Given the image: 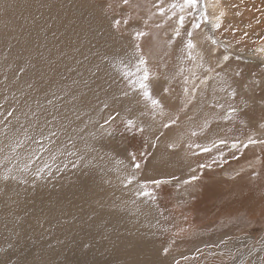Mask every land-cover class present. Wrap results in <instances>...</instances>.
<instances>
[{
    "label": "rangeland",
    "instance_id": "obj_1",
    "mask_svg": "<svg viewBox=\"0 0 264 264\" xmlns=\"http://www.w3.org/2000/svg\"><path fill=\"white\" fill-rule=\"evenodd\" d=\"M203 1L201 7L207 12V21L200 22L199 11L189 15L190 10H186L184 25L177 37L175 31L180 27L181 13L179 8L173 10L170 5L183 0H129L128 4L123 0H62L63 4L58 0H26L25 7L21 8L29 10L27 14L17 0H0V54L8 57L5 62L10 59L8 65L20 71L35 70L42 63L49 62L50 66L49 75L35 71L34 82L28 85L18 71H12V77L7 78L10 68L0 58V142L3 143L0 177L7 162L11 175L21 173L23 160H28L38 147L30 139L38 135L37 125L43 127L45 117L51 119L49 113L65 116L61 110L65 108V100L74 102L78 87L92 79L88 71L83 79L66 66L59 69L65 63L61 65L62 61L52 56L41 59L38 51L29 55L26 64L18 61L23 53L19 52L18 57L11 55L12 38L22 41L18 37L22 32L33 36L40 33L42 20L33 21L38 11L46 13L54 6L64 9L70 4L76 6L70 11L72 17L77 16L76 25L67 23L55 27L48 22L51 27H46L47 32L68 26L76 47L69 48L68 52L60 49L57 54L64 57L73 53L75 62L71 63L78 66L94 60L95 68L103 73L102 78H106L104 81L108 84L93 111L89 106L90 110L84 113L89 126L82 120L75 121L81 116V108L73 110L72 123L78 122V137H74V143H79L80 150L73 151L61 136L62 143L52 153H38V159L32 158L31 174L26 180L17 177L7 189L0 179V264H99L98 251L92 243L100 240L105 228L112 237L116 233L124 234V222L116 226L114 221L119 218L114 215L122 222L123 217L128 216V205L138 208L140 215L144 214L141 227L132 231L137 230L136 240L148 241L146 249L158 252L156 264H264V143L242 146L249 137L264 140V107L258 103L260 97H264V61L251 58L256 44L264 40V0H216L211 7ZM158 8H164L165 13L161 15ZM30 9H34V13ZM67 11L62 10L61 19ZM16 14L29 21L31 27L29 30L19 27L22 32L9 40L7 31ZM210 14L215 23L209 18ZM250 14L253 16L249 17ZM259 15L262 16L257 21ZM48 19L55 22L51 16ZM82 22L92 24L104 35L107 42L104 47L94 51L82 46L75 51L81 42L77 36L82 35L77 26ZM194 23H200V27L193 28ZM212 23L213 27H209ZM217 23L218 28L214 27ZM136 32L146 35L138 38ZM188 32L192 33L191 41L195 45L191 50L192 60L187 58ZM212 36L227 48L213 43ZM119 42L122 44L118 47ZM31 43L29 38L27 44ZM80 56L86 57L78 60ZM140 57L146 65L139 64ZM145 67L149 72L147 83L152 98L160 101L163 115L159 109H153L142 90L131 87L130 82L139 79ZM208 68L214 72H207ZM193 73L199 79H194ZM74 75L78 77L73 78ZM209 75L214 78L200 84V80ZM51 78L61 86L55 87ZM231 90H235V98L229 95ZM54 91L61 105L53 102ZM121 101H125L127 107L118 113ZM246 101L248 106L244 111ZM219 104L224 107L216 106ZM229 105L236 107L238 114L232 120H225ZM72 106L69 103L66 108ZM10 119L15 123L13 128L7 127ZM129 119L135 122V127H127ZM165 123L170 127H163ZM96 125L103 126V130ZM139 128L144 131L140 132ZM53 130L58 128L53 127ZM99 131H102L100 135ZM193 131L197 135L193 136ZM131 139L137 145L133 151L142 153V159L135 156L136 162L141 164L138 170L133 167L134 153L128 146ZM16 140L20 141V146L12 151ZM220 140L227 143L219 144ZM233 142L238 144L235 149L231 147ZM214 143L217 147H213ZM173 144L175 147L170 148ZM204 147L211 151H201ZM69 151L76 152L77 156L71 157L67 154ZM147 153L151 159L160 153V171L165 168L168 173L147 177L146 169L143 175V159ZM174 155H179L187 167H181ZM19 156L23 159L21 165ZM96 161H100L97 170ZM173 162L179 165L174 173L169 170ZM45 164L50 168L36 177L37 166L41 168ZM201 164L211 167L201 169ZM113 165L121 173L114 181L110 172ZM131 173H135V179L128 184ZM178 173L180 175L176 176ZM193 175L198 179L185 184ZM151 177L173 180L156 185L152 183L156 179H149ZM105 185V190L108 187L119 189L114 194L116 198L104 200L100 194L104 193L101 186ZM142 191L151 195L138 194ZM112 200L117 202L116 207L109 206ZM72 245L80 249L76 246L73 249ZM105 254L98 255L99 261L113 264L114 260L105 259Z\"/></svg>",
    "mask_w": 264,
    "mask_h": 264
},
{
    "label": "bare ground",
    "instance_id": "obj_2",
    "mask_svg": "<svg viewBox=\"0 0 264 264\" xmlns=\"http://www.w3.org/2000/svg\"><path fill=\"white\" fill-rule=\"evenodd\" d=\"M58 1L61 4H63L62 0H58ZM203 2L205 3V5L207 7H209V6L211 7L213 4L216 3V0H204ZM16 3L18 4V6L20 8L21 7H25L26 0H17ZM256 3H257V1H256ZM256 3L254 5H256ZM68 6L69 7L66 8V9H64L63 7L61 8V6H54L50 10H48L46 13H42V12L37 10L38 12H37V14L35 13L36 15L34 14L35 18L33 19V21H38V20H42V21H41V25L39 26V27H41L40 33L38 35H35V36H33L31 34H28V32H22V30L19 27H24V28L28 29V27H31V24L23 16H21L19 14H16V15H14L12 17V22H11L9 28H8L7 34H8V39L10 40L12 37L16 36L19 31L22 32V34L18 36L22 41H18L17 39H13L12 38L14 44H12V49H10V53H11V55L13 57H18L19 55H17V54L19 52L23 53L22 56L18 57V61L23 63V64H26L27 62H29L27 59L30 58V56H29L30 54H33L36 51H38L39 54L41 55V59L43 57L47 59V56L48 57L52 56L55 59L61 60L62 62H60V64L61 65H63V63H65V64L62 67H59V69L65 68V66H66L68 71L70 69L73 70L77 75H79L83 79H85L84 75H86V72L88 71L89 76L93 80L90 79V82H86V80H85L86 84H84V85H82L80 87H78V86L82 83V80H81L80 83H77L76 87H78V89L76 90L75 95L78 96V97L76 98V100H74V102L73 101L69 102L73 106L66 108V105L69 106V103L65 100V102H64L65 108L61 109V110H63V114L68 117V119H67L68 122L67 123L68 124L71 123L72 128H75L76 132L78 133V131H77L78 130L77 129L78 128V124H77L78 122H75L73 124L72 123L73 121L71 120L72 117H73L72 115H73L74 111L76 112V110L81 108L80 109L81 110V116H79L78 118L75 117L77 119V120L75 119V121H80L81 122V120H82L83 123L86 124L87 116H86V118H83L84 117V113H86V111L88 112L89 106H91V111H93L94 104L100 100V97L105 92L104 90L108 87V84L104 81V80H106V78L105 79L102 78L103 73L95 68V63H94L95 61L94 60H91V62L89 64H85L84 66H78L77 64L71 63V61L75 62L73 60L74 57L72 58V55H74L73 53H71L70 55L66 54L64 57H61L60 55L57 54V52L60 49H65L68 52L69 48L71 49V48L76 47L74 35H71V32L68 31V28H69L68 26L61 27L60 31H56L55 30L53 32H47V29H46V27H51V26H49V23H50V25H54L55 27H56V25H64L65 26V25H67V23H70V24L74 23V25H76L75 22H76V17L77 16L72 17L71 14H70V11L76 9V6H74L72 4H70ZM260 9H262V8H260ZM21 10H22V8H21ZM30 10L33 11L34 9H30ZM62 10L64 12L66 10H68L66 12L67 15H65V18L66 17L67 18L66 19L64 18L65 22H64V19H61L62 18V14H63ZM209 10H210V8H209ZM22 11L24 12L25 10L23 9ZM28 11L26 10L24 12V14H27ZM31 13H34V11L31 12ZM263 13H264V11H263ZM219 14H222V12L219 13ZM49 16L54 18V21H55L54 23L51 20L48 19ZM248 16L251 17L253 15L250 14ZM261 16L262 15H259V17H257V21L259 19H261ZM26 18H27V16H26ZM209 18L212 19L213 23H215V20H213V18H212V14L209 15ZM213 23L209 27H213ZM88 24H90V23H88ZM88 24L85 25V23L82 22V24L77 26V27H80L82 35L77 36L78 38H81V42H80L78 48L75 49V51H77L82 46H87V47H90L91 50L98 51L101 47H104L106 45V43H107L104 35H102L98 31H96L92 24L90 26ZM91 26H92V29L90 28ZM23 35H25L24 38H23ZM29 38L32 39V43L30 45L27 44V40ZM211 40H212V42L215 41V43L217 45H221V46L225 47V43L219 42L214 36L211 37ZM121 44H122L121 42L117 43L118 47ZM225 48H227V47H225ZM262 49H264V40H262L260 42V44H258V45L256 44V51L251 56V58H255L257 60L264 61V51H262ZM5 54L7 55V53H5ZM81 57H86V56H80V57H78V60ZM0 58H2L3 62H5V59L8 58V57L3 56L2 54H0ZM9 61H10V59L5 62V65H7L10 68L8 70L9 71V75L7 76V78H11L12 77V75H13L12 71L13 72H17L18 71L20 73L21 79L23 81H25L28 85L32 84L34 82L35 71L40 70L41 72H46L48 75H49V72H50L49 71V68H50L49 62L48 63L39 64V66L35 70L34 69H26V70L23 69V71H24L23 72V71H20V70L13 69L12 68L13 66L11 67L10 64L8 65ZM45 62H47V60H45ZM44 64H45V66H44ZM53 67L55 69H57L56 68L57 67L56 63L53 64ZM77 75H74L73 78H77L78 77ZM11 82H14V81H11ZM51 82H52V84H54L55 87H60L61 86V84L55 83L52 78H51ZM80 88H82V89H80ZM99 90H101L102 92H100ZM68 91H70V90H68ZM56 93H57L56 91H54V93H53L54 94L53 95V102L56 103V104H60L61 105L60 99H58V95H56ZM55 95H56V98H54ZM73 97H74V95H73ZM124 102L123 101L120 102V110L121 111L118 112V113L124 112L123 109L125 107H127V105ZM126 103H129V102L126 101ZM131 105H134V104H131ZM131 105H128V106H131ZM75 107H76V110H74ZM89 123H90V121H89ZM85 124H83L84 127H85ZM86 125L89 126L88 124H86ZM14 126H15V123L13 122L12 119H10L8 121L7 127L13 128ZM86 127H85V129H86ZM96 127L101 129L100 125H96ZM89 129L92 130L91 127ZM76 132L73 133L74 137L75 136L78 137L76 135ZM87 132H89V131H87ZM101 133H102V131H99V135ZM2 144L3 143L0 142V150H2V148H3ZM63 145H65V144H63ZM78 146H79V143L75 144V148H72L71 145H70V147L72 148L73 151L75 149L76 150H80V149H78ZM98 149H100V148H98ZM81 150H84V148L81 147ZM169 151H172V150H169ZM71 157H73V156H71ZM164 157H167V156H164ZM172 157H174L176 159L177 163L179 162L181 167H185V168L187 167V165L184 164V162L181 160V157L179 155H174ZM175 159L173 161H175ZM22 160L23 159L19 156V164L20 165H21L20 161H22ZM23 161H24V164L26 162H28V160H23ZM99 162L100 161H96V166H95L96 170H97ZM161 162H162V160H161V157H160V153L159 154L156 153L153 156V158L151 160V163L149 164L147 177L148 176H154V175L163 176V175L166 174L167 170H165L164 167H163L164 171L163 170L160 171ZM82 165L84 166V163ZM10 166H12V165H10ZM178 166L179 165L174 163V165H171L169 170H172L173 173H174L175 171L178 170ZM8 167H9V163L7 162L5 164V166L3 167V169H2L1 177H3L4 175L7 174L6 173V169ZM23 167H22V169H23ZM113 167H114V165L110 168V172H111V175H112V180L114 181L116 179V175H121V173L117 169H115V167L113 169ZM165 167H167V165ZM12 168H14V167H12ZM37 168H39V167L37 166ZM14 169H17V168H14ZM19 171H20V169H19ZM14 173H16V172L14 171ZM19 174L23 175V176H18ZM19 174L18 175L14 174L13 176H15V177H24L25 180H26L29 177V175L31 174V171L29 169L28 171H21V173H19ZM97 174H95V175H97ZM99 175L102 176V174H99ZM179 175H180V173H178V175H176V176H179ZM98 179H100L102 182L104 181L103 178L101 179V178L98 177ZM14 181H15V179L8 180V181L3 180V182L6 185L7 189L9 187H11L12 184H14ZM96 181H98V180H96ZM98 187H100L99 183H98ZM106 188H107L106 185L105 186H101V191L104 190L103 191L104 193L101 192L100 195L102 197H105L104 200L111 199V197L116 198L115 195L118 193L119 189L117 190V189H113L111 187H108V190H105ZM122 195H124V194H122ZM123 198H125V197L123 196ZM118 202H119V200H118ZM119 203L121 205V202H119ZM109 206L116 207L117 206V202L112 200L111 202H109ZM128 207L130 208V210L127 211L128 213H126V215H128V216L127 217H123L122 222H121V218L117 214H115V215L113 214L114 216H117V218H119V219L114 221L116 226L119 227V225L124 222V225H123L124 234L122 233L121 236H120V235H118L116 233L115 237H112V236H109L110 232L108 231L107 228H105L103 235L100 237V240L99 241H94L92 244H93L94 248L98 251V255L100 253H104L105 252L106 253L105 255H107V257L105 259H107V260L108 259H113L114 260L113 264L121 263V262H125V264H156L159 261V260H157V255H158L157 253L158 252L155 253L154 251H152L150 249H146L148 247V241H145L143 239L142 240H136V238L138 237L137 236V232H136L137 230L134 231V232L132 231V229H136V227H137V229L139 227H141V225L143 224L144 214L140 215L141 211H138V208H136V207H133V206H130V205H128ZM145 215H146V212H145ZM129 234H132V236H129ZM123 239H125V241L128 240L129 244L126 245L125 241L122 242ZM75 246H76V248L78 250L80 249L77 245H72V248L74 249ZM84 247H85V245H84ZM85 250H86V248L84 249V251ZM84 251H82V252H84ZM114 251H115V254H113ZM98 255L96 257L97 263L103 264L102 261H99ZM80 256H82L81 253H80ZM19 259L21 260L22 258L20 257ZM109 264H112L111 261L109 262Z\"/></svg>",
    "mask_w": 264,
    "mask_h": 264
},
{
    "label": "snow or ice",
    "instance_id": "obj_3",
    "mask_svg": "<svg viewBox=\"0 0 264 264\" xmlns=\"http://www.w3.org/2000/svg\"><path fill=\"white\" fill-rule=\"evenodd\" d=\"M124 4H128L129 0H123ZM170 8L171 9H176V8H179L180 10V13L181 15H179L178 17V23H179V28L176 29L175 31V35L177 37L180 36V28L183 27L184 25V21H185V11L186 10H190L187 14L191 15L192 12H196V11H199V20L200 22H206L207 21V13H206V10L205 8H202L201 7V0H183L182 3H172L170 5ZM159 12L161 15H163L165 13V9L164 8H158ZM175 14V13H173ZM117 24H119V21L116 22ZM125 23H127V21H125ZM219 23L215 24L214 27H219ZM200 27V23H194L193 24V28H199ZM136 37H143L144 35H146V33L144 32H136L135 33ZM189 39L187 41V44H186V48L188 49V54H187V58L189 60H192L193 57H192V53H191V50L195 47V45L192 43L191 41V35L192 33L191 32H188L187 33ZM213 43H215V41H213ZM137 49L139 48V45H136ZM262 51H264V49H262ZM105 59H107V57H105ZM225 60L228 59L227 56L224 57ZM139 64L140 65H146V61L143 59V57H140L139 59ZM207 72L209 73H212L214 72V69L212 68H208L206 70ZM125 75L127 76L128 74L125 73ZM237 75H239V73H237ZM216 76H219V73H216ZM193 78L194 79H199L198 76H196L195 73H193ZM214 77L209 75V76H205L204 79L200 80V84H207V82L209 80H212ZM149 80V72H148V69L145 67L143 69V73L141 75V77L135 81H131V87L135 88V87H138L140 90H142L143 92V96L149 100L151 102V105L153 107V109H159L160 110V114L163 115V107L162 105L160 104V101L157 100V99H154L152 98V95H151V91H150V88H149V84L147 83ZM187 82V81H186ZM185 93H188L189 92V89L187 87H185L184 89ZM195 93V88L193 89V95ZM124 95L127 96L128 95V92L125 91L124 92ZM229 95L233 98H235L236 96V92L235 90H231L229 92ZM254 103L256 102L255 100L253 101ZM49 103H51V101H49ZM259 105L261 107H264V97H260L259 101H258ZM220 108H223L224 105L223 104H219V105H216ZM247 101L245 102V107H244V111L247 110ZM12 113H9V115H11ZM237 114H238V110L236 107H233L231 105H229V107L227 108L226 112H225V115L223 117V119L225 120H232L234 118L237 117ZM35 115V114H33ZM49 115L51 116V119H48L47 117H45L44 119V124H43V127L37 125V130H38V135L36 137H32L30 139H32V142L34 144H36L38 147L35 151H33L32 153V156L28 158V162H26L24 164V167L23 169H21V171H28L29 170V164L32 162V158L35 157V158H39L38 156V153H45V152H48V153H52L53 152V149L56 148L60 143V137L61 136H64L67 140V143L68 145H71L72 148H75V143H74V136H73V133L76 132V129L72 128L71 126V123L69 124H65L63 121L67 120L68 117L65 115V116H62V117H59L57 116L56 114H52V113H49ZM262 119H264V117H262ZM59 121V123H57ZM175 121H172V123H174ZM107 123V121H106ZM135 122L131 119H129L127 121V127L128 128H132V127H135ZM53 127H56L58 128V130H53ZM163 127L165 128H168L170 127V124L168 123H165L163 125ZM204 127L206 128L207 127V122H205V125ZM101 129L103 130V126H101ZM82 131V130H81ZM139 131L140 132H143L144 129L143 128H139ZM201 131H203V128L201 129ZM47 133V134H46ZM192 135L195 136L197 135V133L195 131L192 132ZM158 139V138H157ZM219 144H226L227 142L225 140H220L218 142ZM257 143H264V140H256L252 137H249L247 143H244L242 146L244 148H247L250 144H257ZM15 144V147H13L11 150L12 151H15V149L17 147L20 146V141L19 140H16L14 142ZM155 146V145H153ZM238 144L237 142H233L231 144V147L233 149L237 148ZM169 147H175V145H169ZM189 147H192V145H189ZM196 147H200V145H196ZM213 147H217V144L214 143L213 144ZM201 151L203 152H208V151H211L210 148H207V147H204V148H201ZM68 155L70 156H75L77 155L76 152H72V151H69L67 153ZM53 159H55V157L53 156L52 157ZM80 159H83V157H79ZM132 161H133V167L135 169H140L141 168V164L136 162V159H135V155L133 154L132 156ZM213 163H215V160L213 161ZM206 167H211V165H205V164H201L199 165V168L203 169V168H206ZM47 168H50V165L48 164H45L43 167L41 168H37L34 175L36 177H40L44 172H45V169ZM6 175H4L3 177H0V179H3L5 181H8V180H13V179H17V177L11 175V170L10 169H6ZM135 179V173H131L129 175V177L127 178V183L128 184H131L132 181ZM198 177L196 175H193L190 177L189 180H185L184 183L187 184V183H190L191 181H195L197 180ZM24 183H27V181H23ZM153 184H156V185H159L161 183L160 180H153L152 181ZM143 187V186H142ZM140 195H143V196H150L151 193L147 192V191H142L140 193H138ZM165 252H167V249H165Z\"/></svg>",
    "mask_w": 264,
    "mask_h": 264
},
{
    "label": "crops",
    "instance_id": "obj_4",
    "mask_svg": "<svg viewBox=\"0 0 264 264\" xmlns=\"http://www.w3.org/2000/svg\"><path fill=\"white\" fill-rule=\"evenodd\" d=\"M131 136V135H130ZM128 146L129 147H131L132 148V151H133V148L135 149L136 147H137V145L135 144V141H133L132 139H131V141H130V143L128 144ZM133 153L135 154V156L137 157V159H142V153H139V152H135V151H133ZM144 160V164H143V166H142V169L144 170L142 173H143V175H145L146 174V169H148L147 168V164H149L150 162H151V158H150V153H147V156L143 159ZM195 167L197 168V166L195 165ZM195 172L197 171V170H195V169H193ZM149 179H156V180H160V181H172L173 179H169V178H160V177H151V178H149ZM148 179V180H149ZM145 180V179H144ZM174 182V181H173Z\"/></svg>",
    "mask_w": 264,
    "mask_h": 264
}]
</instances>
